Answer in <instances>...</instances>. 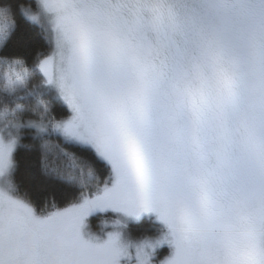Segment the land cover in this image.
Segmentation results:
<instances>
[{
	"label": "snow or ice",
	"instance_id": "obj_1",
	"mask_svg": "<svg viewBox=\"0 0 264 264\" xmlns=\"http://www.w3.org/2000/svg\"><path fill=\"white\" fill-rule=\"evenodd\" d=\"M42 3L55 14L57 55L39 67L74 112L56 127L93 144L115 183L43 218L0 195V264H120V234L85 239V218L112 208L171 225L178 204L194 209L197 225L177 231L162 264H264V0H170L162 10L142 0ZM216 64L232 95L196 113L182 89ZM12 147L0 139V167ZM137 256L150 264L143 249Z\"/></svg>",
	"mask_w": 264,
	"mask_h": 264
},
{
	"label": "trees",
	"instance_id": "obj_2",
	"mask_svg": "<svg viewBox=\"0 0 264 264\" xmlns=\"http://www.w3.org/2000/svg\"><path fill=\"white\" fill-rule=\"evenodd\" d=\"M27 4L33 8L38 6L36 0H0V9L6 10L0 11V34L8 30L0 44V58L21 59L30 74L28 83L22 76V81L9 85L8 72H2L0 66V74L7 79L4 84L0 78V89L4 90H0V108H8L6 116L20 105L22 110L16 112L22 116L64 119L70 114L67 106L47 88L46 77L35 66L39 58L52 50L51 35L44 25L24 16L22 9ZM24 70L20 68L19 72ZM17 86L25 87L17 89ZM3 119H0V129L5 126ZM71 176L77 179H70ZM7 182L15 196L28 202L37 215L44 216L81 204L87 198L93 199L112 182V174L109 165L92 149L69 142L52 132L37 135L25 129L18 131V145ZM95 212L90 215L91 225L103 219L116 218L134 239L155 235L162 230L153 216L125 220L119 213L109 210L97 209ZM168 252V248L163 249L164 254Z\"/></svg>",
	"mask_w": 264,
	"mask_h": 264
},
{
	"label": "rangeland",
	"instance_id": "obj_3",
	"mask_svg": "<svg viewBox=\"0 0 264 264\" xmlns=\"http://www.w3.org/2000/svg\"><path fill=\"white\" fill-rule=\"evenodd\" d=\"M36 1H37V5H38L37 8H33L31 6V4H27L23 7L22 13L29 20L39 22L42 25H44L48 29V31L51 35L52 50L49 52V54H46L45 56L39 58L35 64V66L38 68L40 73L43 76H45L42 69H40V67H39L40 64L42 63V61L44 59L49 58L50 56H53V55H57L55 29H54L55 14L48 12L44 8L41 0H36ZM24 9H26L27 12L24 11ZM33 15H35V17H37V19H32L31 17ZM1 29H2V27H0V32H2ZM26 73H27V70H24L22 72H19V70L15 71V72H8L9 85L17 84L21 80V77L25 76ZM46 83H47V85H46L47 88L52 90L54 92V94L56 95V97L58 99H60L67 106L70 114L64 119L50 120V119H47L44 117L36 118V117H31V116H22L18 112H16V110H11L10 115L5 116L6 120L5 119L2 120V121H5V126L3 127L4 129H0V139H3V141L5 143H9L10 141L15 140V145L13 147L11 154H10V166H9L8 170L5 172V174L3 176H0V188H2L4 191H6L8 193V195H10L12 198L22 200L23 202L28 204L32 209H33V207L28 202H26L25 200L15 196L10 191V189L8 187V182H7V179H8V177L12 171V168H13V155H14V152H15L17 145H18V131H25V129H28L30 131H33L37 135H43V134H47V133L52 132V133L60 135L63 139H65L69 142L76 143V144H79V145H82V146H85V147L92 149L96 153V155L101 160L106 162L110 167L111 174H112V182L107 187H112V185L115 183V173L113 171L111 163L109 161H107L104 157H102L98 153L97 149L95 148V146L93 144L81 141L76 137H73L71 135L66 134L62 128L57 129L55 127L56 124H58V123L62 124L64 122L70 120L72 118V116L74 115V112L72 111L71 106L68 104V102L62 96L61 91H60L59 87L57 86V84L55 82L48 83L47 77H46ZM41 88H42V85H41ZM37 125H42V127H38ZM102 192H103V190H102ZM102 192L100 194H102ZM87 199H90V198H87ZM76 205H80V203L74 204L71 206H76ZM71 206H69V207H71ZM64 209H66V208H62V209H59L56 211H62ZM96 210L97 209L93 210L85 218L84 226L82 228V234H83L85 239L92 240L95 243H103L108 239L109 234L119 233L120 234V244L126 248L127 253H128L127 256L121 257L120 264H139V257L137 256V249L140 247V245L145 240H149L152 243V245H154V248L153 247H146L144 249V251L149 254L150 264H162V262L165 259L169 258L173 254V252L175 251L174 245L170 242V239L169 240L163 239V237L168 232V228L159 219L157 213H155V212H144V213H141V215L139 217H136V216L126 215L124 212L116 211L112 208L105 209V210H109L112 212L119 213L121 218L125 219V220H128V219L129 220H139V219L143 218L144 216H153L156 219V221L162 226V230L155 235H146L142 238L134 239L130 236V234L127 232V230H125L122 222L116 218H114V219L113 218L103 219V220L99 221L98 224L91 225L92 221L90 219V215L95 214ZM33 211H34V209H33ZM56 211H53L52 213H54ZM34 213H35V211H34ZM52 213H49V214L44 215V216H39L36 213H35V215L43 218V217H46ZM157 241H162V242L157 243ZM164 248L169 249V252L167 254L163 253Z\"/></svg>",
	"mask_w": 264,
	"mask_h": 264
},
{
	"label": "clouds",
	"instance_id": "obj_4",
	"mask_svg": "<svg viewBox=\"0 0 264 264\" xmlns=\"http://www.w3.org/2000/svg\"><path fill=\"white\" fill-rule=\"evenodd\" d=\"M142 2L147 4L157 5L162 10L163 5L169 3L170 0H142ZM0 11H6V10L0 9ZM24 11H26V9H24ZM34 16L35 15H33L31 18L33 19ZM160 22L162 24L164 22L162 15ZM7 34H8V30L6 34L5 33L0 34V44L3 43ZM0 66H2V72H15L20 68L26 69L27 73L24 78L27 80L28 83L30 74L28 69L24 65V62L21 59L17 58V59L9 60L8 58H0ZM0 78H2L5 81L4 84L7 83L6 77H4L2 74H0ZM24 87L25 86H17V89ZM233 89H234V82L230 74L227 73L219 64H216L215 66L210 67L209 70L207 71H203V72L198 71L196 75L183 87L182 93L185 102L190 106V108L196 113H201L211 109L222 107L230 99ZM0 90H3V88ZM16 110L17 111L22 110V106L17 105ZM8 111L9 110L7 107L0 108V119L5 118ZM37 126L42 127V125H37ZM56 128L60 129L58 127ZM4 144L5 145L11 144L14 147L15 140L10 141L9 143L4 142ZM126 158L128 162L129 171L134 174V165L130 158V154L126 153ZM9 166L10 164L6 168L0 167V176H3L5 174ZM69 178L77 179V177L75 176H71ZM83 182L84 181L81 179V183ZM3 194H8V193L4 191L2 188H0V195ZM197 197L199 200L200 213L203 216L204 214H206L208 210V194L206 190L203 188L198 189ZM173 213L175 217L174 224L171 225L166 224L164 221H162L159 218L168 228V232L164 236L167 237L168 240L169 239L174 240L176 233L179 229L195 228L197 225L194 209L192 207L178 204L174 206ZM151 246L152 243L149 240H145L138 249H143L144 251L146 247H151Z\"/></svg>",
	"mask_w": 264,
	"mask_h": 264
}]
</instances>
